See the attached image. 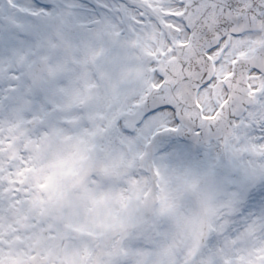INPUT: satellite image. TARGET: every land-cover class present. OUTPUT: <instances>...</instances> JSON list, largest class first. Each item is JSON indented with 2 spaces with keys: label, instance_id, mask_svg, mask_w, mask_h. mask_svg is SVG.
<instances>
[{
  "label": "snow or ice",
  "instance_id": "snow-or-ice-1",
  "mask_svg": "<svg viewBox=\"0 0 264 264\" xmlns=\"http://www.w3.org/2000/svg\"><path fill=\"white\" fill-rule=\"evenodd\" d=\"M0 264H264V0H0Z\"/></svg>",
  "mask_w": 264,
  "mask_h": 264
}]
</instances>
